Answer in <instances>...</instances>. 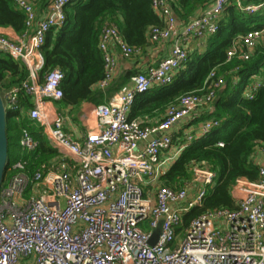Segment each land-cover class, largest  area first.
<instances>
[{
	"label": "built area",
	"instance_id": "2783aa9c",
	"mask_svg": "<svg viewBox=\"0 0 264 264\" xmlns=\"http://www.w3.org/2000/svg\"><path fill=\"white\" fill-rule=\"evenodd\" d=\"M13 1L25 15L26 30L16 39L0 35V53L21 62L28 77L1 94L4 107L21 112L20 95L30 96L27 117L42 129L62 161L47 172L41 166L31 175L26 160L7 166L0 189V264L30 259L32 264H264V162L256 181L236 179L230 191L235 209L206 211L186 227L182 215L202 205L215 173L193 167L191 179L180 188L160 184L163 155L173 146L168 130L211 105L225 84L223 78H216L202 94L179 97L156 125L128 118L136 95L173 81L189 56L185 43L217 33L230 1L249 15L264 2L244 5V0H209L200 14L182 24L172 10L175 0H151L162 26L149 30V40L154 45L171 41L168 57L145 73L132 75L129 85L95 106L96 128L76 140L63 130L64 117L53 106L62 98L63 72L53 69L40 77L46 34L63 26L64 9L71 0H51L43 19L36 13L39 0ZM261 42L264 27L249 31L233 41L227 60H248ZM99 48L104 66L100 89L114 79L113 49L126 59L141 55L140 49L127 45L113 24L103 27ZM213 78L214 71L209 75ZM263 84L264 80L249 84L244 97L253 98ZM218 124L214 119L201 123L186 141L205 137ZM19 144L35 155L38 142L27 130L22 131ZM159 224L161 232L151 245L152 230Z\"/></svg>",
	"mask_w": 264,
	"mask_h": 264
},
{
	"label": "trees",
	"instance_id": "16d2710c",
	"mask_svg": "<svg viewBox=\"0 0 264 264\" xmlns=\"http://www.w3.org/2000/svg\"><path fill=\"white\" fill-rule=\"evenodd\" d=\"M50 2L39 0L38 6L46 8ZM208 3L209 0H175L172 10L176 19L186 24ZM64 11L63 26L49 30L41 47L44 65L40 77L53 69L63 72L60 83L62 98L58 106L61 110L70 108L75 113L82 104L103 103L135 74L113 80L106 89L99 88L104 78L99 48L103 27L115 25L128 46L144 53L152 44L149 30L162 26V21L153 11L151 0H71ZM0 27L11 28L17 35H22L26 30L25 15L13 0H0ZM262 27L264 6L257 13L249 15L230 1L219 20L217 33L207 38L205 51L189 54L169 85L154 87L136 95L129 111L130 120L139 119L146 126L156 125L164 120L167 107L176 103L182 95L202 94L216 78L221 77L225 82L223 88L216 92L212 114L199 119L202 122L217 120L218 126L205 137L195 138L184 146L177 159L160 177L161 185L178 189L190 180L193 167L209 169L216 175L202 205L194 206L182 215L183 227L206 211L235 209L230 191L236 179H258L259 151L264 156V84L251 99L245 98L243 93L254 77L264 76V42L259 43L245 61L238 58L227 60V51L234 40ZM212 71L215 78L209 79ZM27 77L28 72L21 62L0 53L1 94L19 86ZM19 104L23 111L30 105L24 93L19 97ZM23 111H7V166L23 159L27 161L26 171L29 175L41 166H45L47 172L62 161V156L49 145L38 124ZM154 118L157 120L150 122ZM23 130H27L38 142L35 155L24 151L19 144ZM176 142L183 144L184 140H173V143ZM218 143H222V146H218Z\"/></svg>",
	"mask_w": 264,
	"mask_h": 264
},
{
	"label": "crops",
	"instance_id": "0c3cea01",
	"mask_svg": "<svg viewBox=\"0 0 264 264\" xmlns=\"http://www.w3.org/2000/svg\"><path fill=\"white\" fill-rule=\"evenodd\" d=\"M262 1L263 0H244L243 4L244 5L260 4L262 3ZM48 6L46 8H41L37 6L36 13L39 19H43L46 16L48 12ZM0 35H5L12 39H16L19 36L11 28H2V27H0ZM207 38L201 40L191 39L190 42L185 43L184 48L189 52V54L193 52L201 54L205 51ZM171 47H172L171 41L161 42L159 45L151 44V46L148 47L144 51V53H141L140 56L133 57L130 59H126L122 57L117 49H113L114 59L116 62V70L114 73L113 80L118 81L123 77H127L131 73H137V72L145 73L149 68L156 67L162 59L168 57ZM263 80H264V76H256L252 79L251 83L263 82ZM129 84H130V78L123 86ZM245 92H247V89L245 90ZM111 97L105 99V101L101 104L108 102ZM28 99L30 101V105L27 108H25V111H23V108L21 107L22 111L25 113L26 116L29 107L32 106V98L28 96ZM53 106L58 113H61L63 115L64 117L63 130L67 134L71 135L73 139L82 140L87 133H89L90 131L96 128V120L94 117L93 109L97 105L86 104V103L82 104L78 112L75 113L74 111H71L70 108H65L61 110L58 106V103L54 104ZM213 111H214L213 103L211 105L204 106L201 109H199L196 115H190L184 120H181L178 123H176L172 128L168 130V133L172 136L173 140L178 141L179 139H182L184 140V142L183 144H179L178 142L173 143V146L170 149V151L163 155V160L165 162L162 168L163 172H165V170H167L168 167L177 159L184 146L190 143L186 141V137L188 135L196 134L198 127L200 126L201 123H203L199 119L206 115L212 114ZM156 120L157 118L156 119L154 118L150 120V122L153 123ZM257 160L260 165L264 162V156L261 151H259L258 153ZM195 187L198 186L195 185Z\"/></svg>",
	"mask_w": 264,
	"mask_h": 264
},
{
	"label": "water",
	"instance_id": "95a60500",
	"mask_svg": "<svg viewBox=\"0 0 264 264\" xmlns=\"http://www.w3.org/2000/svg\"><path fill=\"white\" fill-rule=\"evenodd\" d=\"M6 115L7 111L4 107V103L1 97L0 93V189L3 183L5 171L8 164V141H7V135H6ZM156 242V239L151 238L150 244L154 245Z\"/></svg>",
	"mask_w": 264,
	"mask_h": 264
},
{
	"label": "rangeland",
	"instance_id": "374dc122",
	"mask_svg": "<svg viewBox=\"0 0 264 264\" xmlns=\"http://www.w3.org/2000/svg\"><path fill=\"white\" fill-rule=\"evenodd\" d=\"M29 194H31L30 191L25 194V198H27ZM160 232H161V224H159L155 229L152 230L153 238L157 239ZM22 264H32V259H30L28 262H22Z\"/></svg>",
	"mask_w": 264,
	"mask_h": 264
}]
</instances>
